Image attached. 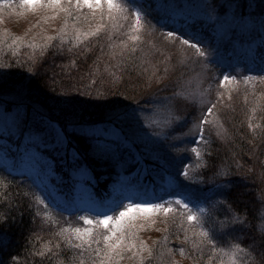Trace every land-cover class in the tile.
<instances>
[{
    "label": "trees",
    "instance_id": "obj_1",
    "mask_svg": "<svg viewBox=\"0 0 264 264\" xmlns=\"http://www.w3.org/2000/svg\"><path fill=\"white\" fill-rule=\"evenodd\" d=\"M217 1L213 0V3ZM131 2L134 4L133 10L138 7L141 11L146 28L153 29L159 38L164 39L160 43L167 45V42H171L166 31L181 26L168 13L169 24L166 29L161 27L158 21L167 11L161 10L160 1ZM238 2L242 5L238 9L241 14L260 17L262 5L258 0ZM249 3L255 9L248 12ZM18 11L14 4L12 8L0 7V79L6 86L20 80L30 82L39 99L46 102V115L50 119L64 123L66 119L74 118L83 126H90L93 122L105 123L110 105L120 104L129 110L142 106L149 97L148 91L164 88L161 84L171 77L169 75L165 80L168 63L164 51L161 48L157 51L155 44L148 42L143 50L137 48L134 54H129L128 49L135 45H129L124 39L125 35L114 38L116 33L109 28L102 30L98 36L77 40L70 24H67V31L58 28L43 34L36 30L32 36L31 32L17 28L13 18L19 16ZM94 26L91 21L76 25L80 31L90 30ZM209 30L208 27H200L202 33L197 39L207 54L204 63L218 76L219 84L222 81L221 72L225 69H229L227 75L238 76L236 74L239 73L231 63L220 67L219 63L223 60H230L231 49L221 46L222 40L215 39V33ZM162 31L164 35H161ZM179 34L192 37L185 28ZM50 37L52 39L49 41ZM121 40L127 41L128 45L123 55L120 54V48L124 47L120 44ZM184 47L196 52L188 45ZM255 59L260 61V57ZM259 68L253 67L248 73L256 74V78L264 77L261 76L264 72L256 70ZM174 78L172 76L171 79ZM242 79L236 78L238 81ZM89 92L91 95L86 94ZM225 117L227 121L223 118V123L227 130L221 138H215L207 125H203V133L206 131L207 135H204L209 143L201 172L222 175V179L215 180L222 182L214 186L210 192L212 196L206 198L214 203L216 199L221 205L208 210L201 218L202 222L196 225L197 231L203 227L209 232L216 241L217 250L213 251V246L206 240L200 243L203 238L194 237L191 231L187 232L189 239H183L185 232L172 223L166 228L169 231L162 230L157 239L146 243L154 253L151 264H264V224L261 218L264 212V106L262 110L254 109L253 113L250 108L240 106L239 109L227 111ZM92 139L79 133L71 137L72 146L82 154L81 163L87 162L92 170L87 187L100 206L110 196L111 189L119 190L113 198L117 202L120 198L128 197L124 193L129 187L138 192L153 190L155 180L160 179L163 172L158 173L157 169L152 168L148 173L131 169L121 174L118 168L92 159L89 153ZM241 155L245 156V161ZM57 160L55 173L64 178L66 188L63 199L70 200L75 184L70 178L72 170L64 160ZM40 193L31 179L0 164V264H79L80 261L90 264V254L81 256L82 250L73 246L79 242L73 238L69 240L73 235L65 230L68 225L46 224L38 217L40 214L36 215L37 211L35 214L30 196L37 198ZM155 198L150 196L144 202L157 203ZM43 201V209L62 223L72 222L75 216L80 215L76 209H69L68 201L62 206L60 203L53 206ZM189 206L195 207L194 204ZM115 207L90 213L98 217L114 211ZM165 236L168 237L167 241L164 240ZM180 247L185 249L183 254L179 252ZM167 249H173L169 256L174 260L166 258L169 253ZM143 255L147 257L146 252ZM117 264H139V258L134 261L131 252H126Z\"/></svg>",
    "mask_w": 264,
    "mask_h": 264
},
{
    "label": "rangeland",
    "instance_id": "obj_2",
    "mask_svg": "<svg viewBox=\"0 0 264 264\" xmlns=\"http://www.w3.org/2000/svg\"><path fill=\"white\" fill-rule=\"evenodd\" d=\"M160 8L166 9L165 15L171 14V17L180 26L184 25L186 32L189 35H200L201 28H210L209 31L214 32L215 39H221V46H228L231 49L230 60L225 59L220 64V67L230 64L236 68V74L240 77L241 81H231L227 83L223 82V76L227 75L229 69H225L221 72L222 81L218 84V79L214 72L208 67L205 62V58L199 56L195 51L185 48L180 42L171 38V42H167V45H163L160 42H164V39L159 38L158 34L153 29L146 28L144 25L137 35L141 37L140 41H131L129 37L133 34L128 30V23L124 20H120V24L125 25L119 32L113 30L116 36L114 38L121 37L128 41L129 45H135L136 49L141 51L144 45L150 42L155 44V48H161L164 51L165 59L168 65V72L166 71V77L168 78L161 84L162 89L156 88L150 93L145 104L138 106L135 109L139 114L144 117L145 127L148 128L150 133H157L161 131L169 132L167 140L160 145L159 160L158 163H149L146 165L148 169H157V172H163L160 179L155 180L153 190H140L139 192L129 187L124 193L128 197L120 198L117 202L114 198L119 190L111 189V194L107 200L100 206L97 198L91 193L89 187H84L79 183L74 184L73 193L70 200L64 201L65 195V182L64 178H60L57 173H54L52 177L41 179L35 175L24 173L28 179H31L32 183L40 190V198L52 203L53 206L57 204L62 206L68 201L70 202L69 209H76V212L80 215L75 216L72 222H61L57 218H53L51 214L43 209V205L40 201L30 196L33 200L32 209L36 211L42 220L46 224H61L66 226V231L71 233V228H84L89 227L84 221L80 220L81 216H89L92 219L96 217L90 212H97L100 210L111 209L116 206L114 211L109 212L107 215L118 216L119 211L124 210L129 204L133 203H146L147 198L150 196L156 197L158 203L171 202L174 212L168 216L163 212H153L147 219L140 218L143 214H135L138 219L136 223L142 225L138 228V239L143 240L146 243L152 242L157 239V235L162 230L169 228L168 225L172 224L175 220L180 222L181 217L175 209L179 208L180 211H185L182 205L175 203L174 198L183 199L191 207L194 212L198 214V218L206 215L208 210L215 208V206L221 205L218 200H208L206 197H211V191L213 187L220 184L222 181L216 179H222L219 173L202 174L201 166L204 164V154L208 151V141L203 133V139L200 135L196 134L197 130L193 128L197 118L200 117L202 111H206V108L210 106L209 101L215 104L216 107L211 115H209L207 128L212 132L211 134L215 138H221L225 135L227 128L224 125L223 118L227 121L225 113L239 109L240 106L250 108L251 113L254 109H263L264 106V79L256 78V74L248 73L252 71L253 67H264L260 61H256V57H260L264 54V27H261L259 21L264 18V0H258L262 5V13L260 17H254L249 15H243L246 23L234 24L229 23L233 16V9L229 8V0H218L217 3H213V0H159ZM12 3L19 8L18 14L13 18L16 20V26L22 31L31 32L32 36L37 32L47 34L50 30L65 28V24L72 25V21L66 19L65 13L59 10H54L48 7H24L20 5V0H12ZM1 7V6H0ZM135 9H138L136 7ZM216 9V11H213ZM224 9H227L225 11ZM252 6L249 11L254 10ZM88 9H84L85 14L88 13ZM238 14H241L240 10H235ZM209 13L212 16L219 14V21H212L208 18ZM194 18V19H193ZM12 19V20H13ZM185 21H188L186 24ZM90 21H83L88 23ZM96 24V21H91ZM62 29V30H63ZM88 31V30H86ZM123 34V35H122ZM169 38V37H167ZM175 44V45H172ZM255 52V55H253ZM134 54V52H129ZM155 54V53H154ZM167 57H171L168 60ZM202 57V58H201ZM225 63V64H224ZM223 68V67H222ZM203 69V71H202ZM264 73L261 75L263 76ZM175 76L174 79H171ZM244 77H250L245 81ZM163 81V80H162ZM263 105H262V104ZM169 121L171 124L169 125ZM105 123L93 122L90 126H105ZM189 128H193V132L189 134ZM170 129H175L171 131ZM207 135V134H206ZM13 142V141H12ZM7 143V141H2ZM195 150V151H194ZM134 151V150H133ZM199 153V154H197ZM9 157L0 159V164L6 165L15 173L21 174L19 168H13L9 162ZM154 159H156L154 157ZM241 159L245 161V156L241 155ZM206 166V165H205ZM238 167V165H237ZM165 168V169H164ZM187 171L188 175L185 177L183 173ZM166 174V175H165ZM161 186V187H160ZM157 187H160L156 190ZM211 189V190H209ZM211 195V196H210ZM198 201L197 202V199ZM150 199V200H155ZM201 199V200H200ZM153 203V202H147ZM200 209L206 211L200 212ZM262 210V209H261ZM262 223L264 224V212L261 213ZM60 222V223H59ZM185 228L189 226L184 224ZM74 240V236L72 237ZM76 241V240H75ZM79 242V241H77ZM166 258L174 260L167 253ZM227 255V254H226ZM228 256V255H227ZM174 262V261H173Z\"/></svg>",
    "mask_w": 264,
    "mask_h": 264
},
{
    "label": "snow or ice",
    "instance_id": "obj_3",
    "mask_svg": "<svg viewBox=\"0 0 264 264\" xmlns=\"http://www.w3.org/2000/svg\"><path fill=\"white\" fill-rule=\"evenodd\" d=\"M20 5L33 8L46 6L62 11L67 19L72 21L77 40L82 37L98 36L102 30L107 31L109 28L119 32L125 27L120 24L121 19L129 22L128 30L133 33L129 39L133 42L141 40L136 33L144 26L143 17L139 9L133 10L134 4L131 0H20ZM0 6L12 8V0H0ZM248 6L252 7L251 3ZM228 7L233 9V16L231 21H228L229 23H246L244 16L235 11L242 7L238 0H230ZM85 8L89 10L87 14L84 12ZM224 10L227 11V9ZM208 18L214 22L220 20L219 14L212 16L209 13ZM83 21H96V24L88 31H80L76 25ZM158 23L166 29L169 17L165 15ZM185 23L187 24L188 21ZM259 24L264 27V18L259 21ZM183 29L184 25H181L176 30L166 31V35L179 40L182 45L194 48L199 56L205 57L207 54L196 34L193 33L192 37L186 38L185 34H179ZM64 30L67 31V24ZM164 34L162 31L161 35ZM51 39L50 37L49 41ZM194 39L196 42H193ZM120 44L124 45L120 48V54L123 55L125 49L128 48L127 41L121 40ZM113 47H119V45H113ZM128 51H136L135 46ZM167 59L171 60V57ZM260 61V64L264 65V54L260 55ZM256 70L264 72V67ZM260 78L264 79V77ZM244 79L247 81L250 77H244ZM229 80L236 81V76H223L224 83ZM86 94L91 95L90 92ZM209 104L210 106L206 108V111L201 112L193 125V128L197 130L196 134L200 135L201 139H203V125L209 123L208 117L216 107L210 101ZM47 107L46 102L39 99L38 93L30 82L20 80L6 86L0 79V159L9 157L11 153L9 162L19 168L21 174L28 173L46 180L55 175L54 168L58 162L57 158H60L72 170L70 178L75 183L87 187L88 181L92 178V170L87 162L81 163L82 154L72 146L71 137L77 133L93 138L89 147L92 159L118 168L121 174L131 169H135L138 173L141 171L148 173L149 169L146 165L158 163L160 145L167 140L169 135L167 131L150 133L145 127L144 117L139 114L138 110H129L120 104L109 106L105 126H83L74 118H68L61 123L48 118ZM69 116L71 117V113ZM170 124L171 121H169ZM193 128H189V134L193 132ZM13 140L18 143L12 142ZM2 141H7V143H2ZM183 175L187 177V171ZM37 199L40 203H44L40 197ZM174 199L176 204L182 205L186 210L185 212L180 211L179 208L175 209L181 219L179 223L173 221L177 229L185 232L183 239H189L187 232L191 231L194 237L203 238L200 243L206 240L209 245L213 246L212 250L216 251V241L209 232L203 227L197 231L196 225L200 224L198 214L183 199ZM157 211L168 216L174 212V209L171 202L133 203L130 201L124 210L119 211L118 216L102 214L95 219L81 216L80 220L89 227L69 230L75 240L79 241L73 246L82 250L81 256L86 253L90 254V264H117L118 260L124 258L126 252H131V259L134 261L139 258V264H145L146 261L151 264V260L154 259L153 249L143 240L138 239V228L142 225L136 223L138 217L135 214H143L140 218L147 219L151 213ZM204 211L206 210L200 209V212ZM184 224L189 227L184 229ZM71 239L72 236L69 237L70 241ZM167 239L168 237L165 236L164 240L167 241ZM236 247L239 248V245ZM167 251L171 253L173 249H167ZM145 252L147 257L143 255ZM179 252L183 254L185 249L180 247ZM160 257L163 259V252L160 253ZM79 264H84V261H80Z\"/></svg>",
    "mask_w": 264,
    "mask_h": 264
}]
</instances>
